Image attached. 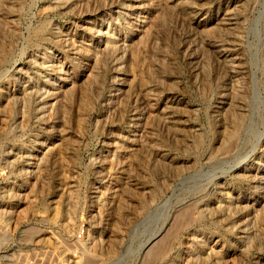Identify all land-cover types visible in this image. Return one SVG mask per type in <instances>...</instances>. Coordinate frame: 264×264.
I'll return each instance as SVG.
<instances>
[{
	"label": "rangeland",
	"instance_id": "374dc122",
	"mask_svg": "<svg viewBox=\"0 0 264 264\" xmlns=\"http://www.w3.org/2000/svg\"><path fill=\"white\" fill-rule=\"evenodd\" d=\"M0 264H264V0H0Z\"/></svg>",
	"mask_w": 264,
	"mask_h": 264
},
{
	"label": "bare ground",
	"instance_id": "6f19581e",
	"mask_svg": "<svg viewBox=\"0 0 264 264\" xmlns=\"http://www.w3.org/2000/svg\"><path fill=\"white\" fill-rule=\"evenodd\" d=\"M228 75H230V74H228ZM232 75V74H231ZM231 77V76H230ZM229 77V78H230ZM227 85V84H226ZM224 90H227V89H224ZM224 94V93H223ZM225 94H226V91H225ZM235 168H238V165L237 166H235ZM154 241V240H153Z\"/></svg>",
	"mask_w": 264,
	"mask_h": 264
}]
</instances>
